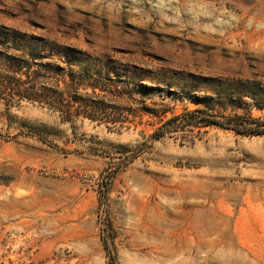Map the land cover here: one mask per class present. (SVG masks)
I'll list each match as a JSON object with an SVG mask.
<instances>
[{
	"label": "rangeland",
	"instance_id": "1",
	"mask_svg": "<svg viewBox=\"0 0 264 264\" xmlns=\"http://www.w3.org/2000/svg\"><path fill=\"white\" fill-rule=\"evenodd\" d=\"M0 264H264V0H0Z\"/></svg>",
	"mask_w": 264,
	"mask_h": 264
},
{
	"label": "trees",
	"instance_id": "2",
	"mask_svg": "<svg viewBox=\"0 0 264 264\" xmlns=\"http://www.w3.org/2000/svg\"><path fill=\"white\" fill-rule=\"evenodd\" d=\"M10 71L9 70H6V69H4L3 70V75H5L6 73H9ZM11 73V72H10ZM60 93H62L61 91H60ZM61 96H62V94H61ZM258 134H260L261 132H257Z\"/></svg>",
	"mask_w": 264,
	"mask_h": 264
}]
</instances>
